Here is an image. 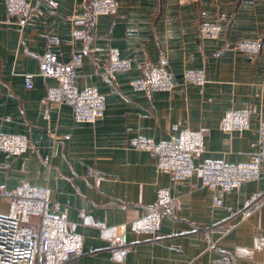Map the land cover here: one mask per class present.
Wrapping results in <instances>:
<instances>
[{
  "label": "crops",
  "instance_id": "crops-1",
  "mask_svg": "<svg viewBox=\"0 0 264 264\" xmlns=\"http://www.w3.org/2000/svg\"><path fill=\"white\" fill-rule=\"evenodd\" d=\"M29 1L20 27L0 0V135H24L29 145L18 155L0 153V192L24 183L47 190V209L77 223L82 237V255L66 264H264V209L242 216L264 194V159L260 178L222 191L195 175L173 179L156 168L152 152L134 146L139 138L168 141L178 125L203 132L195 163L251 160L264 120V0H117L115 13L97 16L94 0ZM205 24L220 26L216 38L200 35ZM251 41L260 43L256 55L236 48ZM111 48L129 69L108 73ZM76 50L84 53L72 84L105 103L93 123L75 121L68 104L46 102L56 81L38 75L43 53L66 64ZM153 66L169 72L172 90L132 86ZM185 71H202L206 80L185 81ZM25 74H32L31 88ZM229 109L247 111L249 127L224 132ZM160 188L180 207L162 212L155 236L134 233L130 221L156 203ZM7 210L0 198V214ZM39 222L32 215L21 236L34 240ZM121 223L130 247L124 256L111 244Z\"/></svg>",
  "mask_w": 264,
  "mask_h": 264
},
{
  "label": "built area",
  "instance_id": "built-area-1",
  "mask_svg": "<svg viewBox=\"0 0 264 264\" xmlns=\"http://www.w3.org/2000/svg\"><path fill=\"white\" fill-rule=\"evenodd\" d=\"M7 12L16 17V23L23 27L31 13L29 0H6ZM117 0H94L90 4V13L94 16L112 14L117 11ZM77 15L73 14L72 19ZM218 24H205L200 27V35L216 38ZM80 36V33H76ZM237 49L251 54H258V41L241 42ZM83 51L76 50L69 63L61 64L56 54L45 52L40 58L38 75L53 78L56 85L48 89L46 102L52 105L68 104L72 107L73 117L77 122L93 123L104 114L103 98L93 89H77L72 84L75 70L81 65ZM131 66L128 59L122 58L114 48L109 50L107 71L113 74L127 70ZM185 81L199 85L205 82L202 71H185ZM26 88L33 85L32 74L23 76ZM132 86L138 90H172L174 82L163 66H153L144 78L132 80ZM249 127V113L245 110L229 109L221 120V128L226 133L242 131ZM172 135L168 141L156 142L150 138H139L134 146L140 150L152 152L156 157V168L167 171L175 180L197 176L204 186L217 187L222 191L238 188L243 182L261 177L260 164L264 159V120L259 124V149L245 163L225 164L208 160L195 163L203 152V132L190 127H171ZM27 138L20 134H1L0 153L7 156L18 155L28 149ZM0 198L8 203V210L0 214V264H66L82 255V237L76 232L77 223L68 220L65 215L55 214L47 209V190L43 187L21 184L14 188H4ZM215 204L221 205L215 199ZM254 206L242 211L246 217L257 207L264 209V194L257 197ZM170 206L180 207L177 198L165 188H160L156 203L140 216L132 219L129 228L136 234L148 233L155 236L160 227L162 212ZM32 215L39 217V229L34 240L21 236L22 223L28 222ZM111 244L124 256L129 250L127 224L117 225V231Z\"/></svg>",
  "mask_w": 264,
  "mask_h": 264
}]
</instances>
